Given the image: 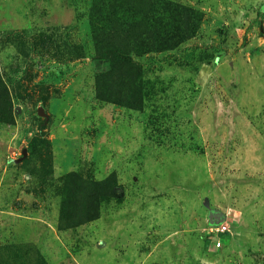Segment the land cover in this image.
<instances>
[{
  "label": "rangeland",
  "instance_id": "374dc122",
  "mask_svg": "<svg viewBox=\"0 0 264 264\" xmlns=\"http://www.w3.org/2000/svg\"><path fill=\"white\" fill-rule=\"evenodd\" d=\"M0 264H264V0H0Z\"/></svg>",
  "mask_w": 264,
  "mask_h": 264
},
{
  "label": "trees",
  "instance_id": "16d2710c",
  "mask_svg": "<svg viewBox=\"0 0 264 264\" xmlns=\"http://www.w3.org/2000/svg\"><path fill=\"white\" fill-rule=\"evenodd\" d=\"M114 49V47H111ZM108 48H106L107 50ZM112 49V50H113ZM106 50H103L99 53V58L100 59H103L104 61H108V62H111L112 60L114 59H126V60H131L130 56H123V55H120L118 54L117 52H114V55L112 54V51H107V54L108 55H105V51ZM165 50V49H164ZM154 51H160V50H154ZM214 213H218L216 212V210H212L209 212L208 214V223L209 225H214V224H218L220 222L223 221V215L218 213L217 215L214 214Z\"/></svg>",
  "mask_w": 264,
  "mask_h": 264
},
{
  "label": "built area",
  "instance_id": "2783aa9c",
  "mask_svg": "<svg viewBox=\"0 0 264 264\" xmlns=\"http://www.w3.org/2000/svg\"><path fill=\"white\" fill-rule=\"evenodd\" d=\"M228 233H230V230L223 222L210 225L208 228L209 238L215 247L221 246V239L227 237Z\"/></svg>",
  "mask_w": 264,
  "mask_h": 264
},
{
  "label": "water",
  "instance_id": "95a60500",
  "mask_svg": "<svg viewBox=\"0 0 264 264\" xmlns=\"http://www.w3.org/2000/svg\"><path fill=\"white\" fill-rule=\"evenodd\" d=\"M25 154H26V152H25V150H23L22 155H25Z\"/></svg>",
  "mask_w": 264,
  "mask_h": 264
}]
</instances>
